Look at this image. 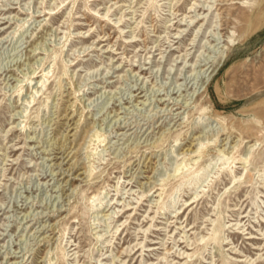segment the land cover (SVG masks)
<instances>
[{"label": "rangeland", "instance_id": "rangeland-1", "mask_svg": "<svg viewBox=\"0 0 264 264\" xmlns=\"http://www.w3.org/2000/svg\"><path fill=\"white\" fill-rule=\"evenodd\" d=\"M0 264H264V0H0Z\"/></svg>", "mask_w": 264, "mask_h": 264}, {"label": "bare ground", "instance_id": "bare-ground-1", "mask_svg": "<svg viewBox=\"0 0 264 264\" xmlns=\"http://www.w3.org/2000/svg\"><path fill=\"white\" fill-rule=\"evenodd\" d=\"M250 148H251V147H250ZM199 152H200V149H198L197 151H195L194 154H195V153H199ZM230 172L232 173V172H233V169H231Z\"/></svg>", "mask_w": 264, "mask_h": 264}]
</instances>
